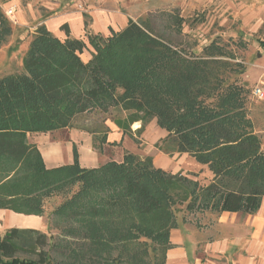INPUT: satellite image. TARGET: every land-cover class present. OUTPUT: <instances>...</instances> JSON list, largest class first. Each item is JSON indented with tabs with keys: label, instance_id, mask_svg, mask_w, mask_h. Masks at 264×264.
<instances>
[{
	"label": "trees",
	"instance_id": "obj_1",
	"mask_svg": "<svg viewBox=\"0 0 264 264\" xmlns=\"http://www.w3.org/2000/svg\"><path fill=\"white\" fill-rule=\"evenodd\" d=\"M149 18L129 20L106 38L89 35L88 61L83 40L68 32L60 40L40 25L22 73L0 78V209L43 217L45 200L79 185L53 213L74 222L66 233L80 250L57 264H148L146 240L163 264L178 214L255 215L264 200V151L242 86L226 76L231 65L214 42L196 57L165 44ZM173 23L180 33L182 18ZM11 34L0 10V48ZM88 111H113L111 122L129 136L133 124L141 133L154 120L166 133L159 151L187 154L212 180L202 185L197 174L167 173L151 157L129 152L121 162L83 169L74 148L70 166L46 169L27 135L69 129ZM30 238L37 258L18 257ZM53 247L45 233L10 229L0 234V264H53Z\"/></svg>",
	"mask_w": 264,
	"mask_h": 264
},
{
	"label": "rangeland",
	"instance_id": "obj_2",
	"mask_svg": "<svg viewBox=\"0 0 264 264\" xmlns=\"http://www.w3.org/2000/svg\"><path fill=\"white\" fill-rule=\"evenodd\" d=\"M8 6L15 9L13 18H7L4 13ZM0 8L12 27V34L0 48V78L22 73V58L40 25L60 40L66 38L68 31L70 36L86 43L88 34L100 33L106 37L110 30H121L129 19L137 22L140 18L150 17L154 34L179 51L190 52L195 57L202 56L203 49L214 42L224 54L220 59L231 65L232 73L226 74L229 82L241 85L246 94L247 117L252 121L253 132L259 136L264 151V100L251 96L255 86L262 85L264 88V0H0ZM175 17L183 20L180 33L173 23ZM121 19L123 24L119 21ZM81 58L85 61L83 55ZM240 69L242 73H238ZM114 116L113 111L107 114L88 111L76 116L69 129L55 131L50 136L58 143H69L74 135L84 136L89 141V153L103 163L121 162L123 155L129 152L140 158L151 157L154 167L167 173L197 174L196 180L202 185L212 180L208 169L198 165L187 154L169 155L159 151L158 145L165 139L166 133L154 120L141 133H137L141 124L138 123V128L133 124L132 136L124 135V143L107 145L101 136L96 137L95 134H98L104 121H110ZM39 136H30L27 141L39 143L42 139ZM81 148L84 149V146ZM65 155L67 158L72 156L71 149L70 152L65 150ZM78 190L79 185L72 186L68 192L44 202L45 228L42 233L55 244L49 252L53 264L68 262L72 248L80 250L81 242L66 233L67 227L75 226L74 222L59 219L53 213ZM230 219L237 224L236 227L228 225ZM177 223L185 237L182 245L187 252L185 264H239L242 256L249 264H264V248L256 245L257 237L249 226L241 230L244 217L240 215L227 219L223 217L220 221L218 216L209 212L180 213ZM3 233L4 229L0 227V234ZM29 242L31 247L28 249ZM33 243V238L22 241L20 246L24 250L17 256L36 259ZM146 243L148 264H160V253H152L150 242L146 240Z\"/></svg>",
	"mask_w": 264,
	"mask_h": 264
},
{
	"label": "crops",
	"instance_id": "obj_3",
	"mask_svg": "<svg viewBox=\"0 0 264 264\" xmlns=\"http://www.w3.org/2000/svg\"><path fill=\"white\" fill-rule=\"evenodd\" d=\"M9 7H13V6H8L6 9H8ZM6 9H4V11ZM119 21L121 24L124 23L122 19ZM128 21L124 23L125 25L123 26V28H125L128 25L127 24ZM123 28L117 31L110 30L108 36L110 35L111 31L119 32V31H122ZM77 32L78 31L76 30V33ZM89 35L91 34H88L87 37ZM95 35L102 36V34L100 33H95ZM95 35H91V36H95ZM68 36L70 38L77 39L76 37L70 36L69 33H68ZM102 37L106 38L104 36ZM77 40H80V39H77ZM85 44H87L86 49H84V52L81 53V56L83 55L85 61H88L92 57V54H91L92 49L88 45V39ZM261 87L264 90L262 85ZM102 125L103 126L102 128H100L98 134H95L96 137L101 136V139L105 140V143L107 145L112 144V143L113 144L114 143L115 144L124 143L125 141L124 135H122V132L116 127V125L113 124V122H111V120L104 121ZM135 127L138 128L139 124L137 123ZM51 134L52 133H46V134L40 133V134H28L27 135V139H29L30 136H38V135H40L38 138L40 137L42 138L41 142L38 143L35 140L36 142L33 144L36 146L37 150L39 151L40 156H42L43 163L46 169H54L59 166H70V164H72L74 161V155L72 156L70 155V157L67 158V156L65 155V150L70 152V149L72 151L73 148L75 150L76 148H79V150L77 149L76 152L78 154V164L80 168L95 169V168H98L100 165L106 163V162L103 163L98 157L94 158L89 153L87 149L89 147V141L84 136L74 135L72 138V141H70L69 143H63L62 141L58 143V142L53 141L52 137L50 136ZM63 146L66 148L65 150ZM81 146H84V149L81 148ZM48 155H49L48 159L51 161L50 164L47 163L46 156ZM237 215L244 217V224L242 225L243 227H241V230L244 231L246 230V227L249 226L252 230V234L255 235V237H257L256 245L260 246L261 248L262 247L264 248V200L261 204V208L258 210V212L255 215H246V214L242 215L240 213H222L221 215L218 216V219L222 221L223 217H226L227 219L229 216H237ZM228 225L232 227L237 226V224H235V222L232 221L231 219ZM44 226H45L44 217H39V216H34V215L25 216L22 214L12 213L8 210L0 209V227L4 229V232L10 229L18 228L21 230L33 229V230H36L42 233L43 228H45ZM169 238H170L171 248L166 251L167 252L165 256L166 264H185L187 263V252H185L184 248H182V245L184 244L183 242L185 240V237L182 232V228L178 226V228L172 229V231L170 232ZM226 243L227 242L224 243V249H223L224 252L226 251L225 250ZM240 258L241 259L238 262L239 264L240 262L241 264H249L247 259H245L243 256ZM262 258H264V255L262 256Z\"/></svg>",
	"mask_w": 264,
	"mask_h": 264
},
{
	"label": "built area",
	"instance_id": "obj_4",
	"mask_svg": "<svg viewBox=\"0 0 264 264\" xmlns=\"http://www.w3.org/2000/svg\"><path fill=\"white\" fill-rule=\"evenodd\" d=\"M4 13L7 18H13L15 16V9L14 7H9ZM251 96L257 100H264V90L260 85H257L251 90Z\"/></svg>",
	"mask_w": 264,
	"mask_h": 264
},
{
	"label": "bare ground",
	"instance_id": "obj_5",
	"mask_svg": "<svg viewBox=\"0 0 264 264\" xmlns=\"http://www.w3.org/2000/svg\"><path fill=\"white\" fill-rule=\"evenodd\" d=\"M136 125H137V123H135V124H134V126H136ZM46 157H47V163H48V164H50V163H51V161L48 159L49 155H48V156H46Z\"/></svg>",
	"mask_w": 264,
	"mask_h": 264
}]
</instances>
